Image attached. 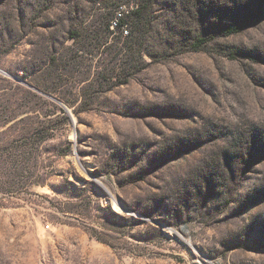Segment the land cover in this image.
<instances>
[{
  "label": "rangeland",
  "instance_id": "rangeland-1",
  "mask_svg": "<svg viewBox=\"0 0 264 264\" xmlns=\"http://www.w3.org/2000/svg\"><path fill=\"white\" fill-rule=\"evenodd\" d=\"M13 181L0 264H264V0H0Z\"/></svg>",
  "mask_w": 264,
  "mask_h": 264
},
{
  "label": "trees",
  "instance_id": "trees-1",
  "mask_svg": "<svg viewBox=\"0 0 264 264\" xmlns=\"http://www.w3.org/2000/svg\"><path fill=\"white\" fill-rule=\"evenodd\" d=\"M139 13H140L139 11H136V14H139ZM127 24L128 23L126 22V19H124V15H123V18L120 19L119 24H118V28L116 30L121 31V33L123 34L122 27L126 26ZM241 29H242L241 27H231V28L226 29L224 31V34L225 35L237 34L241 31ZM133 30H134L133 35H131L130 37L129 36L126 37L127 41H131L134 38V34L138 33L139 27H138L137 22H135V26H134ZM203 43H205L204 40H199L197 42L195 49H199L200 45H202ZM45 139L46 138H44L43 141H45ZM31 155H32L31 150H24L21 153H19V156H17L18 160L17 159H15V160L11 159L13 161V164L17 162V163H19L18 165L21 166L20 168L17 167V171L13 172V174H12L13 177L15 179L18 178L20 180L24 179V182L28 183L29 188L35 187L36 185H38V184H36V182L32 181V179L34 178V174H35V171L33 170V168L35 166L32 165ZM17 184H18L17 182L13 181L9 186L8 185L7 186H0V192L3 193V195L9 194V193L14 194L15 191L13 189Z\"/></svg>",
  "mask_w": 264,
  "mask_h": 264
},
{
  "label": "built area",
  "instance_id": "built-area-1",
  "mask_svg": "<svg viewBox=\"0 0 264 264\" xmlns=\"http://www.w3.org/2000/svg\"><path fill=\"white\" fill-rule=\"evenodd\" d=\"M122 18H123V13H122V12H119V13L116 15L115 19L112 21V28H113V29H117V28H118L119 21H120V19H122ZM122 31H123V34L129 35V31H128V29L126 28V26H123V27H122Z\"/></svg>",
  "mask_w": 264,
  "mask_h": 264
}]
</instances>
